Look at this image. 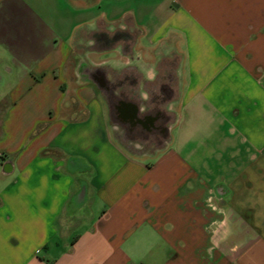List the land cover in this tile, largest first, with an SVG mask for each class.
<instances>
[{
  "label": "crops",
  "instance_id": "obj_1",
  "mask_svg": "<svg viewBox=\"0 0 264 264\" xmlns=\"http://www.w3.org/2000/svg\"><path fill=\"white\" fill-rule=\"evenodd\" d=\"M0 176V264H264V0H0Z\"/></svg>",
  "mask_w": 264,
  "mask_h": 264
},
{
  "label": "flooded vegetation",
  "instance_id": "obj_2",
  "mask_svg": "<svg viewBox=\"0 0 264 264\" xmlns=\"http://www.w3.org/2000/svg\"><path fill=\"white\" fill-rule=\"evenodd\" d=\"M124 115L127 116L125 118H127L128 120H132V122H134V123L137 122V123L145 124L147 122V118H144V119H141V118L134 119L131 111L128 110V109H125V114ZM155 127H156V129L163 130L162 129L163 127L161 125H156Z\"/></svg>",
  "mask_w": 264,
  "mask_h": 264
},
{
  "label": "rangeland",
  "instance_id": "obj_3",
  "mask_svg": "<svg viewBox=\"0 0 264 264\" xmlns=\"http://www.w3.org/2000/svg\"><path fill=\"white\" fill-rule=\"evenodd\" d=\"M6 179L5 178H2L0 176V188L3 186V184L5 183Z\"/></svg>",
  "mask_w": 264,
  "mask_h": 264
},
{
  "label": "clouds",
  "instance_id": "obj_4",
  "mask_svg": "<svg viewBox=\"0 0 264 264\" xmlns=\"http://www.w3.org/2000/svg\"><path fill=\"white\" fill-rule=\"evenodd\" d=\"M145 98H146V96H145ZM209 251H211V249H209Z\"/></svg>",
  "mask_w": 264,
  "mask_h": 264
}]
</instances>
